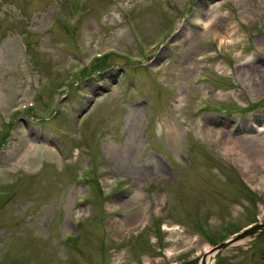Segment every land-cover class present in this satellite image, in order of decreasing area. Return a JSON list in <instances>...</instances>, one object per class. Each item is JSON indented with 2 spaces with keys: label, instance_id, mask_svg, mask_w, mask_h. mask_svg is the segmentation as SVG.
<instances>
[{
  "label": "rangeland",
  "instance_id": "rangeland-1",
  "mask_svg": "<svg viewBox=\"0 0 264 264\" xmlns=\"http://www.w3.org/2000/svg\"><path fill=\"white\" fill-rule=\"evenodd\" d=\"M261 127L264 0H0V264H264Z\"/></svg>",
  "mask_w": 264,
  "mask_h": 264
},
{
  "label": "bare ground",
  "instance_id": "bare-ground-1",
  "mask_svg": "<svg viewBox=\"0 0 264 264\" xmlns=\"http://www.w3.org/2000/svg\"><path fill=\"white\" fill-rule=\"evenodd\" d=\"M207 28L209 25L207 24ZM214 29V26H212ZM211 30V28L209 29ZM264 130L263 127L260 128ZM260 145L253 147H246L243 145L242 140L238 138H229L227 144V150L233 151L236 154L235 160L237 165L244 173V176L249 182H253L255 179H262L264 174V137L256 138ZM213 252L210 255H206L203 258V264L212 263Z\"/></svg>",
  "mask_w": 264,
  "mask_h": 264
},
{
  "label": "water",
  "instance_id": "water-1",
  "mask_svg": "<svg viewBox=\"0 0 264 264\" xmlns=\"http://www.w3.org/2000/svg\"><path fill=\"white\" fill-rule=\"evenodd\" d=\"M263 227H264V224H262V225L259 224V225H255V226H252V227H248V228L244 229L243 231H241L240 233L236 234L235 236L231 237L229 240H226V241L220 243L219 245H217L215 247V249L224 248L227 245V243L236 241V240H238L239 238H241L243 236L256 234Z\"/></svg>",
  "mask_w": 264,
  "mask_h": 264
},
{
  "label": "flooded vegetation",
  "instance_id": "flooded-vegetation-1",
  "mask_svg": "<svg viewBox=\"0 0 264 264\" xmlns=\"http://www.w3.org/2000/svg\"><path fill=\"white\" fill-rule=\"evenodd\" d=\"M203 255V254H202ZM201 261H203V258H202V256H201ZM196 262H197V259L193 256L192 258H190L189 260H188V264H196Z\"/></svg>",
  "mask_w": 264,
  "mask_h": 264
},
{
  "label": "trees",
  "instance_id": "trees-1",
  "mask_svg": "<svg viewBox=\"0 0 264 264\" xmlns=\"http://www.w3.org/2000/svg\"><path fill=\"white\" fill-rule=\"evenodd\" d=\"M105 61H106V59L104 58L101 62H99V66H101V67L105 66V63H104Z\"/></svg>",
  "mask_w": 264,
  "mask_h": 264
}]
</instances>
